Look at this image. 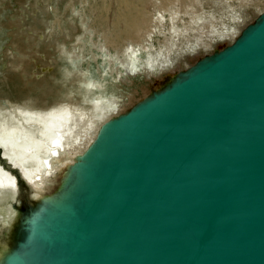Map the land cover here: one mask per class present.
<instances>
[{
  "label": "water",
  "instance_id": "1",
  "mask_svg": "<svg viewBox=\"0 0 264 264\" xmlns=\"http://www.w3.org/2000/svg\"><path fill=\"white\" fill-rule=\"evenodd\" d=\"M59 178L12 203L4 264H264V11Z\"/></svg>",
  "mask_w": 264,
  "mask_h": 264
},
{
  "label": "bare ground",
  "instance_id": "2",
  "mask_svg": "<svg viewBox=\"0 0 264 264\" xmlns=\"http://www.w3.org/2000/svg\"><path fill=\"white\" fill-rule=\"evenodd\" d=\"M138 1L117 0L114 20L97 40L92 39L96 20L91 25L80 22L85 31L75 37L72 50L64 51L72 63L64 72L65 80L47 82L35 92L0 93V264L12 250L8 229L16 217L12 200L16 199L19 181L11 168L19 170L34 198H45L56 189L65 170L75 173L79 158L105 122L126 113L181 76L183 68L194 65L187 62L186 51L187 57L200 50L205 52L204 57H212L235 41L248 22L254 23L264 11V0H236L241 10L238 14L233 12L236 6L230 0H213L232 7L227 17L231 21L219 29L211 28L213 35H201L204 31L200 29L196 36L192 24H177L179 14L190 10L187 0H159L150 14L145 0ZM249 7L257 11L250 14ZM196 12L200 16L191 17V22L216 18L203 7ZM168 20L170 27L165 32L161 26ZM118 22L125 23L124 28L119 30ZM98 27H105V21ZM159 34L171 38L165 45L155 46L153 40H159ZM216 39L228 41L213 52ZM183 40L184 46L180 47ZM97 42L92 51L91 45ZM183 48L187 50L183 52ZM88 53L93 63L101 65L96 74L91 72L92 62L84 60ZM17 56H12L11 64H16ZM182 58L183 64L179 61ZM73 59H77V67ZM55 91L60 96L56 97ZM2 158L10 168L3 165Z\"/></svg>",
  "mask_w": 264,
  "mask_h": 264
},
{
  "label": "rangeland",
  "instance_id": "3",
  "mask_svg": "<svg viewBox=\"0 0 264 264\" xmlns=\"http://www.w3.org/2000/svg\"><path fill=\"white\" fill-rule=\"evenodd\" d=\"M133 1L139 3L138 0ZM187 1L190 2V10L179 14L180 17L177 24L179 26H181L182 22L192 24L191 27L197 32L196 36L199 34L200 29L204 31V34L201 35L212 34L214 32L210 31L211 28L219 29L220 26L224 25V22L231 21L227 17L232 7L226 6L225 3L218 1L214 3L213 0ZM158 2L159 0H145V9L148 12L152 11L154 6L159 5ZM230 2L235 6L238 5L236 0H230ZM116 3L117 0H0V93L35 92L47 82L58 83L60 80H65L64 72L72 63L64 51L72 50L75 37L85 31L80 22L85 25H91L92 20L95 19L96 21L93 23L95 33L92 39H99L102 31L107 32V25L109 26L114 20ZM202 7L205 12L208 10L213 12L216 18L210 20L202 17L198 23L191 22V17L200 16L196 11H199ZM233 8H235L233 11L235 14L241 12L240 6ZM255 10L257 11L255 7L247 9L250 14L255 13ZM101 21H105V27H98ZM250 22L251 20L248 23ZM118 24L119 30L124 28L125 23L118 22ZM169 27L170 21L168 20L161 26V30L167 32ZM157 37L159 40H153L155 46L163 43L165 45L168 38H171L170 36L164 38L163 34H159ZM189 38L191 40L196 39L193 36ZM126 41H128L127 38ZM227 41L228 39L224 41L216 39L213 43L212 51H219ZM99 43H95L94 46L91 45L92 51L96 50L95 45ZM179 46H184V40L180 41ZM186 50L187 48H183V52ZM188 51H186L187 54H189ZM14 54L19 55L15 65L10 63L14 58H12ZM187 54H184L187 62L195 64L204 57L205 52L200 50V53H195L188 57ZM91 55V53H88L84 60L92 62L91 72L96 74L97 67L101 65L95 61L93 63ZM73 61L76 62L77 67V59H73ZM179 61L182 64L184 62L183 58ZM185 71L186 69L183 68L180 73ZM165 78L168 79L167 76ZM138 90L139 92L142 91ZM55 93L56 97L60 96L58 91H55ZM6 161L5 158H2L3 165L10 168L5 163ZM11 171L17 175L19 181L18 193L12 203H17L18 200L26 201L29 195L32 196L30 186L18 169L11 168ZM9 242H12L11 236L9 237Z\"/></svg>",
  "mask_w": 264,
  "mask_h": 264
}]
</instances>
